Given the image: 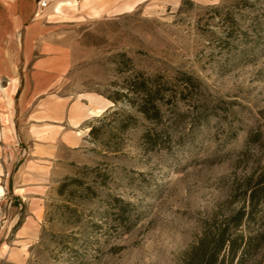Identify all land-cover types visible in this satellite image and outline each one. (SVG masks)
Returning a JSON list of instances; mask_svg holds the SVG:
<instances>
[{"label":"rangeland","instance_id":"1","mask_svg":"<svg viewBox=\"0 0 264 264\" xmlns=\"http://www.w3.org/2000/svg\"><path fill=\"white\" fill-rule=\"evenodd\" d=\"M36 16L65 67L38 95L25 77L12 133L15 87L0 82V264H185L264 166V0H47ZM136 72L190 75L191 103L153 125L106 98ZM66 177L93 193L58 195ZM112 197L130 203L127 229ZM230 231L264 234V205ZM233 264H264V239Z\"/></svg>","mask_w":264,"mask_h":264},{"label":"trees","instance_id":"2","mask_svg":"<svg viewBox=\"0 0 264 264\" xmlns=\"http://www.w3.org/2000/svg\"><path fill=\"white\" fill-rule=\"evenodd\" d=\"M188 84L192 85V77L185 73L181 76H167L161 73L147 75L143 72H136L126 80L120 90L112 92L106 98L114 104L123 100L135 108L149 123L160 125L164 122L167 110L177 114L180 103H191L192 98H190ZM112 114L115 116L118 112L113 110ZM118 123L120 129L126 127L124 120H119ZM163 127L162 125L158 129L156 127L148 128L143 134L144 141L150 146L159 145L160 141L168 137V133ZM99 131L100 127L91 125L89 134L93 139H101ZM255 136L257 135L251 134L249 140L253 139L252 141H254ZM75 189H81L88 194L93 193L91 187L85 185L78 177H66L58 185L57 194L70 198L74 196ZM246 194L247 206L240 208L227 219L226 224L218 228L211 243L206 239L201 240L200 244L194 247L190 259L185 264H233L236 258L241 261L244 254L250 250L258 249L264 239V234L245 236L231 232L230 228L233 231L244 220H251L258 206L264 205V166L246 179ZM110 205L115 210L113 220L122 229H127L129 216L126 209L129 208L130 203L118 197H112ZM95 226L100 227L98 224Z\"/></svg>","mask_w":264,"mask_h":264},{"label":"crops","instance_id":"3","mask_svg":"<svg viewBox=\"0 0 264 264\" xmlns=\"http://www.w3.org/2000/svg\"><path fill=\"white\" fill-rule=\"evenodd\" d=\"M35 11L36 0H0V82L4 81L6 85L3 86L7 88L10 84L15 87L8 108L9 133L15 131L13 108L16 96L26 86L25 77L38 95L37 88L55 86L58 76L64 72L65 66L59 64L61 60L43 49V25ZM86 119L88 117L81 118L80 123ZM64 143L77 144L75 140Z\"/></svg>","mask_w":264,"mask_h":264},{"label":"built area","instance_id":"4","mask_svg":"<svg viewBox=\"0 0 264 264\" xmlns=\"http://www.w3.org/2000/svg\"><path fill=\"white\" fill-rule=\"evenodd\" d=\"M47 5V0H38L35 15L39 14Z\"/></svg>","mask_w":264,"mask_h":264},{"label":"bare ground","instance_id":"5","mask_svg":"<svg viewBox=\"0 0 264 264\" xmlns=\"http://www.w3.org/2000/svg\"><path fill=\"white\" fill-rule=\"evenodd\" d=\"M96 112H99V110H97ZM3 192V187L0 186V193Z\"/></svg>","mask_w":264,"mask_h":264}]
</instances>
